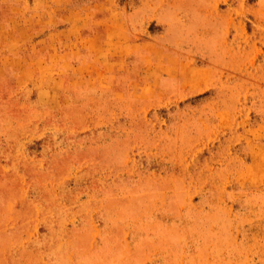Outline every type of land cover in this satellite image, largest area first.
<instances>
[{"label": "rangeland", "instance_id": "1", "mask_svg": "<svg viewBox=\"0 0 264 264\" xmlns=\"http://www.w3.org/2000/svg\"><path fill=\"white\" fill-rule=\"evenodd\" d=\"M0 264H264V0H0Z\"/></svg>", "mask_w": 264, "mask_h": 264}, {"label": "crops", "instance_id": "2", "mask_svg": "<svg viewBox=\"0 0 264 264\" xmlns=\"http://www.w3.org/2000/svg\"><path fill=\"white\" fill-rule=\"evenodd\" d=\"M154 49L142 50L140 49V59L143 57L148 59V62H145V73H142L140 70L136 74V78H138V83L140 86H145L149 84L150 86L153 84L155 79L161 78V72L158 71V66L154 67L155 62L160 64L164 68H168V73L163 75V80L165 83L170 84L168 87L171 90L165 88L162 90L161 94L163 97H168L170 94H180L185 95L184 97H188L193 94H197L202 91H206L208 88L213 86L214 78H213V70L211 65L198 66L200 67L201 73H191L189 68L186 65L188 64V57L178 56L177 60L179 61L178 67L172 64L171 61L162 60L159 62L158 60H154ZM166 51V49H165ZM202 69V70H201Z\"/></svg>", "mask_w": 264, "mask_h": 264}]
</instances>
